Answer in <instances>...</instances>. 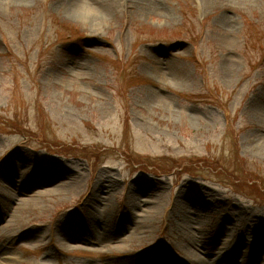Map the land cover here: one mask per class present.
Instances as JSON below:
<instances>
[{"label": "rangeland", "instance_id": "1", "mask_svg": "<svg viewBox=\"0 0 264 264\" xmlns=\"http://www.w3.org/2000/svg\"><path fill=\"white\" fill-rule=\"evenodd\" d=\"M69 1L0 0V264H240L264 242V0ZM180 195L211 203L183 217Z\"/></svg>", "mask_w": 264, "mask_h": 264}, {"label": "bare ground", "instance_id": "2", "mask_svg": "<svg viewBox=\"0 0 264 264\" xmlns=\"http://www.w3.org/2000/svg\"><path fill=\"white\" fill-rule=\"evenodd\" d=\"M91 0H71L68 2V4L73 8V10L75 12H79L81 11H84L83 13H91V14H95V16H100L102 18H105L106 15L109 13V11L111 9L114 8V3L112 1H115V0H104V4L103 6H98L99 4V0H93V2H90ZM137 1V0H136ZM144 2L146 5L144 7L145 8H151V11L153 10H156L158 11V13H163V9L162 11L160 12V7H161V4L159 5V3H157V0H144L142 1ZM92 3H95V6H92ZM126 4H127V1H126ZM148 11V10H147ZM164 14V13H163ZM81 18L82 19H85V15H81ZM50 172H48L49 174ZM51 177L48 175V178L51 179L52 181L54 180L53 177H55V179H59L60 174H53V173H50ZM60 184V183H59ZM134 184V183H133ZM62 187V188H61ZM70 187L66 185L64 186H61V185H57L56 188H54L53 190L51 189L50 191H46L45 193V196L46 197H52V195H55V194H59L61 195L63 192H66ZM141 189V186H139V184H136L133 186L132 188V193L138 195V194H141L142 192L140 191ZM19 191H21L19 189ZM43 194H40L38 195L39 198L42 197ZM7 197V198H6ZM12 198V195L6 193L5 195V198L3 199L6 203L10 204V203H13V200L11 199ZM27 198H32L29 196L26 195L25 199ZM108 198V197H107ZM107 198H102V197H98V200H101V201H105V205L108 204V201L109 199ZM30 199H27V200H21L14 208V210L16 212H20L22 211V209H24L26 207V204H30L32 201H30ZM179 199H182L181 201L178 202ZM2 200V201H3ZM28 201V202H27ZM4 202V203H5ZM190 202V203H189ZM16 204V202H14ZM34 203V202H33ZM198 203L199 205H202V204H205L206 206L210 205L211 202L207 201V203L209 204H206V201L201 197V198H198L195 199L194 197H186V195H180V197H178V199L176 200V206H181L182 209H183V212H181V216L185 217V216H193V212H192V209H200L197 204ZM153 203H150V206L148 207H144L142 208V213L140 215V218L145 219L148 217V211H150L151 209H153ZM140 211V212H141ZM201 210L197 211V212H200ZM205 212V210H203ZM15 212V213H16ZM15 215V214H14ZM195 215V214H194ZM13 220L14 217L11 216L10 217V220ZM204 226H206L204 223L199 227L200 228H204ZM67 227H71V226H67V224H64L63 222L62 223H58L56 225V229H58L57 231H55V234L58 235V241H59V245L63 246L64 249L69 246V244H73V243H87L86 242V239L85 238V233H84V229L82 226L78 225L76 228L77 229H71V228H67ZM64 228V229H63ZM77 232V233H75ZM107 232V233H106ZM102 233V236H106L108 238H110V240L114 239L115 235L113 232H109V231H105V232H101ZM126 233V232H125ZM129 234L132 235V231H129ZM211 234H214V232H212ZM23 235H27V237H32V234L31 233H23ZM129 235V236H131ZM235 235V234H234ZM232 235L231 232H228V236L226 237V239L228 240L227 242H229L230 244V248L234 251V253H237V251H239V248H240V237H241V234H236V236ZM261 235V234H260ZM240 236V237H238ZM262 237V236H261ZM261 237H258V235H255V236H251V237H244V240L247 244V251H244L242 253H240L238 259L240 260V264H251V261L253 259V257L255 256H258V258H261L264 260V253L262 251L264 250H261L264 248V242H263V238ZM107 238H105L106 240ZM97 242V244L99 246H102L104 247V243L105 241L102 240H98L96 238L92 239V241ZM127 240V239H126ZM126 240H123L122 243ZM114 242L115 243H120V240L118 239H114ZM203 247H200L201 248V252L204 253V255H208L209 254H212L213 256V252H212V248L207 245H202ZM219 256H215V257H211L209 260H204V257L203 258H199L197 259L199 264H236V262H228V263H223L221 261L220 258H222L220 255L223 254L225 255V251L222 250V252H218ZM194 256L198 257L197 254H195ZM211 256V255H210ZM185 261L188 263V262H191L193 261V257H188L186 256L185 257ZM207 261V262H206Z\"/></svg>", "mask_w": 264, "mask_h": 264}]
</instances>
